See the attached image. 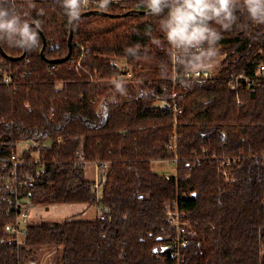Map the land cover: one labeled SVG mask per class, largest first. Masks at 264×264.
Here are the masks:
<instances>
[{"label": "trees", "instance_id": "1", "mask_svg": "<svg viewBox=\"0 0 264 264\" xmlns=\"http://www.w3.org/2000/svg\"><path fill=\"white\" fill-rule=\"evenodd\" d=\"M15 7L38 43L18 61L0 55V264H264V79L252 88L229 83L264 65V24L237 10L230 30L213 25L221 38L212 78L173 82L166 42L162 49L153 40H163L159 18L149 12L78 19L69 59L53 64L40 57L38 30L46 59L67 54L73 18L62 0H15ZM92 10L147 8L141 0H81L79 15ZM0 47L10 57L23 52ZM32 141L45 148L34 155ZM79 156L106 163L98 188L77 165ZM172 157L178 164L170 180L151 170L152 162ZM227 157L238 159L228 182L221 174ZM182 192L196 194L180 199L196 235L179 263L153 250L174 238L166 207ZM61 204L97 212L90 220L31 217L23 243H12L18 212Z\"/></svg>", "mask_w": 264, "mask_h": 264}, {"label": "clouds", "instance_id": "2", "mask_svg": "<svg viewBox=\"0 0 264 264\" xmlns=\"http://www.w3.org/2000/svg\"><path fill=\"white\" fill-rule=\"evenodd\" d=\"M107 3V0H105ZM152 16L163 40L154 38L157 47L167 46L172 65L184 73L211 72L217 65L216 43L220 31L237 24V10L256 23L264 24V0H141ZM81 0H62L70 18L79 15ZM150 34V33H149ZM0 42L30 50L38 43V35L15 7V0H0ZM167 64V63H166ZM167 71L162 72L167 74ZM116 91L126 95L122 82H114Z\"/></svg>", "mask_w": 264, "mask_h": 264}, {"label": "built area", "instance_id": "3", "mask_svg": "<svg viewBox=\"0 0 264 264\" xmlns=\"http://www.w3.org/2000/svg\"><path fill=\"white\" fill-rule=\"evenodd\" d=\"M84 57H85V52L82 49L80 56L76 61L77 67L80 66L81 59ZM52 69H54V66L52 67ZM212 75L213 74L211 72L184 73V72L178 71V69H176L174 66L173 74H172V81L178 82V81H182V79H190V78L207 80V79L212 78ZM130 76H131L130 72L126 70V77H130ZM263 79H264V65L262 64L256 69V72H254V74H252L251 76L246 75L244 72L233 75L230 78L229 83L239 84L240 81H243L247 85V88H252L253 86L261 83ZM10 80L11 79L8 75L5 76L3 79L5 84H10L11 83ZM159 106L160 108H163L165 110H170V107L165 103H160ZM176 110H179V109H175V111ZM173 141L175 142V139H173ZM31 144L33 148L36 149L34 152V155L40 150L45 148L42 145L38 146L34 141H32ZM25 146L27 147V144H24V147ZM172 149L173 150L175 149L174 143L168 146L169 151H171ZM203 151L206 152L205 150ZM210 159H217V157L212 155ZM262 159L264 162V157ZM237 161L238 159L236 157H232V158L227 157L225 159H222L221 166L227 168V169L224 168L223 171L221 172L222 178H224L225 181L228 182L231 180L229 177L231 176L229 170L234 165H236ZM161 162L170 163L174 167V173L172 175H164V178L166 180H170L171 176L173 177L176 176L177 164H178L176 157H172L171 159L163 160ZM21 163H23V159H19L18 161L13 162L11 164V168L14 169L18 164H21ZM88 164L92 166L95 172V177L93 179L94 181L93 187L98 188L100 186V181L102 180V177L106 171V163H101V162L86 163V161H84L82 156L78 157L77 165L85 168ZM219 168L221 167L219 166ZM174 180L176 181L177 178H175ZM191 195H192L191 193L187 195L182 192L181 195H177L174 200L168 203L166 207L167 220L170 223L171 227L173 228L175 235H174V238L165 247H168L170 250V253H171L170 258L178 261L179 263L183 261L182 250L187 244L186 241L189 240V238L192 239L196 235L195 231L193 230V227L186 220L185 212L183 211L184 208L182 207V204H180V199H186L190 197ZM15 205L16 207L18 206L17 201ZM31 213H32V210H29L28 212H23V213H20V212L17 213V216L14 221V225L10 227V232L13 234V240H12L13 244L20 245L23 243V238L26 235L25 226L29 222V219L32 217ZM29 264H33V263H29Z\"/></svg>", "mask_w": 264, "mask_h": 264}, {"label": "rangeland", "instance_id": "4", "mask_svg": "<svg viewBox=\"0 0 264 264\" xmlns=\"http://www.w3.org/2000/svg\"><path fill=\"white\" fill-rule=\"evenodd\" d=\"M218 62V60H217ZM212 73L216 71H211ZM151 170L155 172L156 174H162V175H172L174 173V167L172 164L167 162H152L151 163ZM85 175L88 179H94L95 174L92 166L89 164L85 167ZM99 196V194H98ZM79 207H82L80 204H61V205H53V206H46L40 208L39 206L33 208L31 216L33 220H44V221H62L65 217L74 216L76 214L79 215V218L81 219H87L90 220L91 217H95L96 215V208L95 207H89L84 209H79ZM84 212L79 214L80 212ZM45 259L51 254L49 250H45Z\"/></svg>", "mask_w": 264, "mask_h": 264}, {"label": "water", "instance_id": "5", "mask_svg": "<svg viewBox=\"0 0 264 264\" xmlns=\"http://www.w3.org/2000/svg\"><path fill=\"white\" fill-rule=\"evenodd\" d=\"M148 12H149V10L147 9V10H145V11H135V12H134V11L131 10V11L124 12V13H122V14H109V13H106V12H103V11H94V10H92V11H87V12H84V13L78 15L75 19H72V20L70 21L69 29H68L69 32H68V37H67V48H68V51H67V54H66L63 58H61V59H54V60H48V59H46V57H45V55H44V47H45V44H46V40H45L43 34L38 30V33H39V35H40V37H41V40H42V47H41V49H40V57H41L44 61L49 62V63H53V64H60V63H63V62H65V61H67V60L69 59L70 55H71V40H72V34H73V25H74V23H75L78 19H80V18H82V17H86V16H89V15H92V14H99V15H102V16H106V17L114 18V17L127 16V15H130V14H133V13H137V14H145V13H148ZM30 25H32V24H30ZM25 54H26V50L23 49V52H22V54H21L20 56H18V57H10V56L6 55V54L2 51V49H1V47H0V55H1L3 58H5V59H7V60H10V61H18V60H21V59L24 57ZM195 195H196V194L193 193V194L191 195V197L194 198ZM153 253H160V254H163V255H165V256H167V257H170V256H171V253H170V250H169L168 247H161L160 250H158V249H154V250H153Z\"/></svg>", "mask_w": 264, "mask_h": 264}, {"label": "crops", "instance_id": "6", "mask_svg": "<svg viewBox=\"0 0 264 264\" xmlns=\"http://www.w3.org/2000/svg\"><path fill=\"white\" fill-rule=\"evenodd\" d=\"M98 1H105V0H98ZM107 1H111V2H119V1H124V0H107ZM94 174H95V172H94ZM85 208H86V206H84V205H82V207H79V209H84L85 210ZM83 211V210H82ZM80 213H84V212H81V211H79ZM94 217V216H93ZM93 217H91V219L93 218Z\"/></svg>", "mask_w": 264, "mask_h": 264}]
</instances>
